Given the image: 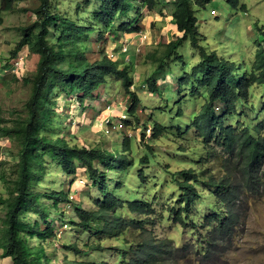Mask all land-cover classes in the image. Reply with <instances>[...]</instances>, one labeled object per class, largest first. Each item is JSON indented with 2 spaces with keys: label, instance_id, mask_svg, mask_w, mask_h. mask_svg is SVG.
<instances>
[{
  "label": "trees",
  "instance_id": "16d2710c",
  "mask_svg": "<svg viewBox=\"0 0 264 264\" xmlns=\"http://www.w3.org/2000/svg\"><path fill=\"white\" fill-rule=\"evenodd\" d=\"M11 1L1 0V8L10 9ZM39 1V5L33 8L36 20L22 29V37L11 52L14 57L23 46L29 45L31 51L39 53L37 72L28 79L32 84V94L25 102L23 112L16 113L12 119L0 113V136L14 135L19 144L18 160L12 168L13 175L10 180H5L8 181V196L0 195V207H5V213L0 219V250L3 257L12 258L11 263L7 264H47L49 259L46 260L45 256L48 255L41 244L48 239H55L60 227L66 230L65 224L69 226V223L74 229L97 230L117 238L123 252L118 254L114 263L76 258L68 260L67 264H197L191 260L192 256L197 262L199 259L210 264L224 262L222 257H226L228 249L226 244L235 240L241 231L243 215L235 202L243 191H259L263 183L264 102L262 108L258 109L250 102V98L257 84L264 85V24L259 26L262 37L255 40L254 58L247 62L221 55L201 43L203 35L198 29L196 11L206 8L213 0H94L100 2V8L93 13L88 23L82 18H73L70 14L55 11L56 0ZM86 1L89 4L90 0ZM229 2L235 8L239 7V0ZM161 3H172L170 21L176 35L168 42L160 43V47L158 45L148 54L155 69L145 84L151 93L162 94L158 81L167 77L170 60L179 57V47L190 39L193 48L198 50L200 60L177 83L189 85L196 81L199 86H193V92H199L200 87H203L208 94L191 126L210 155L213 154L211 150L215 149V144L225 148L228 153L220 166L221 171H224L220 178L216 177L213 170L207 171L201 167L199 171L194 168L179 171L182 179H178L181 189L178 202L183 209L189 211L198 201L216 209L208 213L203 222L208 230L204 240L207 241L198 244L186 242L179 246L171 236L159 238L151 231L155 219L150 200H132L117 195L114 186L122 184L124 173H120L121 176L116 179L119 182L112 181L109 173H115L116 170L128 172V168L135 163L134 158H129V153L134 149L130 136L122 138L123 152H114L72 143L65 137L56 136L54 131L61 124L56 121L55 92L59 90L70 95L80 89L83 91L81 100L84 102L89 97L88 93H92L102 83L107 84L111 77H115L125 87L126 93L132 98L128 113L137 123L140 122L137 113L141 101L136 92L131 90L134 84L131 75L134 60L121 65L109 56L105 46L99 57L91 60L88 41L92 32L93 41L97 38L95 35L98 39L104 35L96 31L93 20L104 27H113L112 37L116 38L119 33L140 32L143 29L140 26L142 8L156 10ZM241 7L246 11V4H241ZM124 16L126 20L122 19ZM52 29L56 31L55 42L49 38ZM5 65L9 66L8 63ZM240 101L244 102L241 112L238 106ZM248 104L253 107V118L245 110ZM131 121L127 119L125 122L131 124ZM143 125L141 135L145 136L148 125ZM166 129L160 123L155 124L151 130V139L156 140ZM152 146L149 144L148 149L153 150ZM201 159L199 162L202 166L205 160L203 156ZM49 160L55 161L68 174H75L80 166L85 168L90 184L100 190L99 197L94 198L95 206L88 208L75 204L67 190L41 191L38 185L49 173ZM140 161L142 165L149 164V154L142 156ZM139 171L144 180V170L141 168ZM202 184L208 187L209 195L216 198L214 203H206L202 198ZM51 203L55 209L59 207L61 212L56 210V214H52L49 208ZM61 204H72L75 214L65 218L64 211L60 209ZM199 209L202 211L201 206ZM31 213H36L40 218L34 221L27 219ZM176 214L179 219H184L181 208ZM58 219L61 221L56 226L55 221ZM133 229L135 244L125 238ZM35 240L40 242L35 243ZM88 246L68 243L64 248L75 254H92L100 249L99 245L87 249Z\"/></svg>",
  "mask_w": 264,
  "mask_h": 264
},
{
  "label": "rangeland",
  "instance_id": "374dc122",
  "mask_svg": "<svg viewBox=\"0 0 264 264\" xmlns=\"http://www.w3.org/2000/svg\"><path fill=\"white\" fill-rule=\"evenodd\" d=\"M11 2L12 7L6 10L1 8L0 0V113L8 119H12L20 111L23 112L25 102L32 94V84L28 82V79L36 74L40 56L39 53L31 51L29 45L23 46L18 52V54L25 55L23 65L19 72L13 70V63L18 54L13 57L11 52L22 37V29L36 20L33 8L37 7L40 1L12 0ZM166 2L171 1L166 0ZM56 4L55 11L70 14L73 18H82L87 23L93 13L100 8V2L94 0H90L89 4L86 0H56ZM171 4L161 3L156 10L142 8L143 17L140 26L143 29L140 32L119 33L116 38L112 37L113 27H104L98 21L93 20L97 28L96 31L99 30L104 35L99 39L95 35L97 38L93 41L94 32L90 33L92 36L88 41V55L91 60L99 57L104 46L110 57L121 65L130 63V55L131 57L135 56L133 59L134 68L131 71L134 84L131 86V90L136 92L141 101L137 113L140 116V122L137 123V120L128 113L132 98L126 93L125 87L115 77H109L107 84L102 83L94 88L92 93H88L89 97L84 102L81 100L83 91L80 89L70 95L64 91L55 92L56 121L61 124L59 123L60 125L55 127L54 131L56 136L65 137L72 143L95 146L114 152H123L122 138L130 136L132 144L134 143V149L129 153V158H134L135 163L128 168V172L116 170L115 173L114 171L109 173L113 178L112 181L118 179L121 176L120 173H124L122 184L114 186L117 188V195L132 200L140 198L150 200L155 219L151 231L159 238L171 236L180 246L186 242L198 244L200 241H207L204 240L208 230L203 222L205 216L216 209H213L211 205H202L201 201L196 202L197 205H192L189 211L183 209L178 202L181 195L178 179H182L179 171L184 168H194L199 171L201 167L207 171L213 170L216 177L220 178L224 174L220 166L228 153L225 148L215 144V149H210L213 153L210 155L200 142L194 127L191 126L195 114L208 94L203 87H200L199 92H193L192 87L196 88L198 84L196 81L189 85H178L177 83L200 60L198 50L193 48L190 39L179 47V57L170 60L167 77L158 81L162 94L151 93L145 84V80L155 69L148 59V54L158 45L160 47V43L168 42L176 35L175 27L170 26L171 21L167 19L171 15ZM241 4H246V11L241 7ZM196 14L198 29L203 35L201 43L209 50H216L221 55L239 61L251 62L253 60L256 50L255 40H260L262 37L259 26L264 24V0H239L238 8H235L229 0H213L206 8L197 9ZM122 19L126 20L127 18L124 16ZM114 26L117 27L116 23ZM142 34L145 38L141 37ZM55 35L56 31L52 29L49 38L53 42L56 41ZM128 43L131 47L129 54L123 51V45H128ZM112 53L115 55L114 58ZM7 63L9 66L5 65ZM250 102H253L256 108H262L264 85L257 84L254 87ZM238 106L239 112H241L244 102L240 101ZM108 107L111 110L110 115L113 118L118 117L117 119H119L120 111L124 110L125 113H128V119L132 120L131 124L125 123L122 130L106 134L104 128L99 127V123L108 115ZM252 108L250 104L245 107L250 118L254 117ZM217 109L222 111L221 108ZM238 119H242V117H238ZM157 123L166 126L167 129L155 140L151 139L150 135L152 127ZM143 124H147L150 129L145 136L141 135L144 130ZM262 135H264V131ZM15 138L14 135L0 136V195L5 197L8 196V181L5 180L11 179L12 168L18 160L19 144ZM149 144L153 145V150L148 149ZM146 153L150 156V163L142 165L140 158ZM202 156L205 163L201 166L199 160H202ZM48 165L49 173L38 185L41 191L67 190L70 194L74 193L75 204L79 203L88 208L95 206L94 198L99 197L100 190L97 186L90 184L85 168L80 166L75 174H68L55 161L49 160ZM141 168L145 173L144 180L139 174ZM77 180H83L84 183H79ZM263 183L258 188L259 191H243L241 197L235 202L236 207L243 215L241 231L235 240L226 244L228 248L226 257H222L224 262L219 261L218 264H264ZM200 188L205 202L214 203L216 198L209 195L208 187L202 184ZM199 205L202 211L199 209ZM49 208L52 214H56V210L61 212L59 207L55 209L52 203ZM180 208L183 220L179 219L176 214ZM60 209L64 211L65 218L75 214L72 204L71 206L61 204ZM4 213L5 207H0V219ZM38 218L40 217L36 213L27 216V219L31 221ZM60 221V219L56 220L55 225H59ZM134 232L135 229L129 232L125 238L132 240L135 244ZM36 242L40 241L35 240ZM68 243H78L81 246L89 244L87 249L90 246L99 245L100 249L92 254H75L64 248ZM120 243L115 237L102 234L97 230L74 229L69 223L66 230H58L55 239H48L41 246L47 252L48 256H45L46 260L49 259L47 264H67L68 260L76 258L96 261L108 260L114 263L118 254L123 252L119 248ZM191 260L197 264L205 263L201 259L199 262L195 261L194 256L191 257ZM205 264H210V262Z\"/></svg>",
  "mask_w": 264,
  "mask_h": 264
},
{
  "label": "built area",
  "instance_id": "2783aa9c",
  "mask_svg": "<svg viewBox=\"0 0 264 264\" xmlns=\"http://www.w3.org/2000/svg\"><path fill=\"white\" fill-rule=\"evenodd\" d=\"M167 1H172V0H167ZM141 37L145 38V36L143 34L141 35ZM129 45H130L129 43H128V45L127 44H124L123 45V47H124V50L123 51L125 53H128L129 52ZM111 55L114 58L115 55L113 53ZM24 58H25V55L24 54H21V53H19L17 55V57L15 58L14 63H13V67H14L13 70L15 72H19L20 68L23 65ZM130 60H131V56L129 58V61ZM125 119H127V115H126V113H123V112L119 115V119H115V118H113L112 115H109L108 114L102 121H100L99 127L100 128H104L106 134H110L113 131L122 130V128H124V126H125V122H124ZM147 131H150V129H148ZM79 182L80 183H84L83 180H80ZM74 198H75L74 193L73 194L71 193L70 194V199L73 200ZM65 227H68V225L65 224Z\"/></svg>",
  "mask_w": 264,
  "mask_h": 264
},
{
  "label": "crops",
  "instance_id": "0c3cea01",
  "mask_svg": "<svg viewBox=\"0 0 264 264\" xmlns=\"http://www.w3.org/2000/svg\"><path fill=\"white\" fill-rule=\"evenodd\" d=\"M167 19H171V15H170V18L168 17ZM169 24H170V26H173V27H174V25H173L171 22H170ZM129 53H130V52H129ZM129 53H128V54H129ZM134 57H135V56H132L131 59H134ZM1 252H2V250H0V264L11 263L12 258H11L10 256L3 257Z\"/></svg>",
  "mask_w": 264,
  "mask_h": 264
},
{
  "label": "bare ground",
  "instance_id": "6f19581e",
  "mask_svg": "<svg viewBox=\"0 0 264 264\" xmlns=\"http://www.w3.org/2000/svg\"><path fill=\"white\" fill-rule=\"evenodd\" d=\"M108 108H109V107H108ZM122 112L125 113L124 110H121V111H120V114H121ZM110 113H111V110H110V108H109V109H108V114L110 115ZM126 115H127V119H128V118H129V117H128V113H126ZM127 119H125V120H127Z\"/></svg>",
  "mask_w": 264,
  "mask_h": 264
},
{
  "label": "clouds",
  "instance_id": "9594fccd",
  "mask_svg": "<svg viewBox=\"0 0 264 264\" xmlns=\"http://www.w3.org/2000/svg\"><path fill=\"white\" fill-rule=\"evenodd\" d=\"M128 53H129V52H128ZM109 56H110V55H109ZM130 56H131V55H130ZM113 60H115V59H113ZM125 106H126V105H125ZM126 107H127V106H126ZM126 107H125V108H126ZM117 118H118V117H116L115 119H117ZM125 121H126V120H125ZM125 121H124V122H125ZM125 123H126V122H125ZM147 130H148V129H147ZM151 130H152V129H151ZM119 131H120V130H119ZM146 133H147V132H146ZM77 181L79 182V180H77ZM79 183H80V182H79ZM67 205H68V206H71V204H64V206H67ZM67 228H68V227H67ZM60 230H61V229H60Z\"/></svg>",
  "mask_w": 264,
  "mask_h": 264
}]
</instances>
